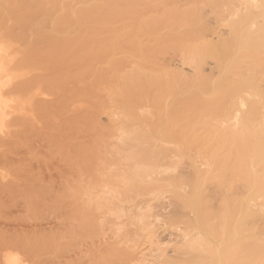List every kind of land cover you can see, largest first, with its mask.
<instances>
[{"label": "bare ground", "instance_id": "bare-ground-1", "mask_svg": "<svg viewBox=\"0 0 264 264\" xmlns=\"http://www.w3.org/2000/svg\"><path fill=\"white\" fill-rule=\"evenodd\" d=\"M95 2L0 0V264H126L129 232L115 223L108 235L94 191L100 165L112 164L104 152L121 166L103 176L126 191L173 186L185 227L178 256L155 264H264V0ZM205 6L217 10L213 28H227L216 41ZM169 48L195 78L159 65ZM100 59L111 80L94 81ZM135 103L158 116L141 118L147 129L131 126ZM152 135L195 147L202 163L192 157L189 175L165 176ZM50 219L57 229H46Z\"/></svg>", "mask_w": 264, "mask_h": 264}, {"label": "rangeland", "instance_id": "rangeland-1", "mask_svg": "<svg viewBox=\"0 0 264 264\" xmlns=\"http://www.w3.org/2000/svg\"><path fill=\"white\" fill-rule=\"evenodd\" d=\"M95 1L96 0H93L94 7L96 6ZM209 9H212V10H209ZM209 9H207L205 6L204 11L202 12V14H204L203 16L205 18V21L207 22L210 19L207 23L212 26L211 30H208L206 34L208 35V39L216 41L218 40L219 34L223 35V33L225 32L227 33V28L226 30H224V28L220 29L221 31H223V33L218 28H213L215 26L218 27V24L216 23L217 22L216 20L217 10L216 9L213 10V8L210 6H209ZM206 14H208L207 15L208 19H206L205 17ZM126 21L130 22L131 19L127 18ZM215 30L216 31L218 30L220 33L217 34ZM198 43L200 44L199 40L192 39L190 42L187 43V46H197ZM138 61L139 60L135 58L128 60L127 70L129 71H127L126 73L127 80H130L133 77H135L134 74H131L130 72H131L132 67L135 66L138 63ZM158 62L160 66H162L169 72L177 71L181 73L182 77H185L187 75L186 77L188 78H195L196 76L195 66L187 63L184 60V56L181 54V52L173 48H169V51L162 54L158 58ZM109 65L110 63L105 59L104 60L100 59L97 62L95 61L94 71L95 69L96 71L94 72V81H97L98 77H100L99 72L103 76L107 75L106 78L108 80H111V77H110L111 75L109 74V72H107L109 70V67H108ZM202 71L207 76L211 77L212 80H215L220 76L218 67L216 65V61L213 58L205 59V61L202 64ZM170 75L171 74H169V76ZM104 81L106 83L105 79ZM153 111L154 109L150 106V104L135 103V112H134L135 115L132 119H130V123H133L131 126H133L136 129L138 128L140 129V126H142L143 128V126L146 125L144 124L146 121H143L144 120L143 118L145 116H146V119H147V116L149 117V119L151 118L150 119L151 121H153L152 118L154 119V121L157 120L156 117L158 116H154L156 113H154ZM136 114L138 115L137 117H136ZM215 117L218 120L219 118L222 120V113L218 114ZM98 121L102 125H105V126L110 125V119L106 113L100 112L98 114ZM141 121H143L144 123L142 124ZM147 126L148 125H146L144 129H147L146 128ZM152 136L154 138L157 137L154 135ZM153 137L151 139H153ZM115 139L116 138H111L110 142L115 141ZM155 139L156 140H151L150 142L154 141V143L152 142L153 144L155 143L159 144L158 146L159 148L156 147L159 149V151L166 150L167 155L159 159L156 163V167H158L159 169L166 170L164 172L165 176L169 172H170L169 174L172 173L174 175L176 173L182 176L189 175L192 169L191 158L196 157L195 160L196 159L198 160L197 163H202L201 161H203L202 157L201 156L199 157L195 153L196 149L193 150L195 147H193L192 149L191 148L192 146L191 147L186 146L185 144H184L185 145L184 147L183 144L181 145L178 141L177 142L175 141L174 143V140L169 139V138H165L166 141L165 139H157V138ZM160 146L162 148H160ZM186 147H189V148H186ZM102 157L108 158V161H110L112 164L110 165V168H108L107 167L108 164L106 165L105 163L101 164L100 166L105 171L111 172V174H113V172L115 171L114 174H116V171L119 170L118 168L121 166L120 165L118 167L117 165L118 157H112L111 159L110 155H106V152L102 154ZM132 161H135V159H131V160L129 159V162H132ZM131 166L133 165L131 164ZM201 166H204V165L201 164ZM137 167L138 166H135V169H137ZM159 169L158 171H160ZM99 171H103V170H99ZM105 171L103 173L102 172L95 173L94 191L96 195L100 194L101 197L100 196L99 197L103 199L102 204L104 205V210L106 211V214L109 217L108 218V228H107L108 235L109 234L112 235L113 229L117 225L115 223H120L119 227L123 234L128 235V233L126 232H129L128 236L131 237V241H129V244L127 245L129 248H128V253L126 255V264H155V262L160 258L159 255H161V258H162V256L165 255L164 253H166L167 256L170 255L171 257L172 256L176 257L177 250L175 251L174 248L175 246L177 247L178 246L177 244L181 242L182 239L180 238V234H182L181 233L182 229L184 231L185 226H184V222H182L180 219H177L175 217L176 214L182 212V208H180L179 204L177 203V200H176L177 198L175 196L173 186L171 184H167V182L165 181H158V182H153V186H150V187L141 186L137 190H135L136 189L135 188L134 190L126 191L123 188V185L121 186L119 185V183L116 181L117 179L115 180L116 184L114 181L115 178H113V181L109 182L110 180L109 177H111L112 175L109 176V173H108L107 176L104 175L106 176L105 178L103 176V174H105ZM117 173L119 174V172ZM164 173L163 172L157 173L156 175L158 177H163ZM114 174L112 177H114ZM169 174L167 176H171ZM261 200L264 202V198H261L259 201L258 200L257 201L262 202ZM263 212H264V208H262L261 214H263ZM262 217L264 218V214L261 215L260 222L264 220ZM174 219L175 220L177 219V220L174 221ZM54 222L55 221L52 219L47 220L46 223H44V226L46 227L47 230H49L50 228H53V226L55 229H57L58 227L55 226L56 222L55 223ZM179 238H180V241H179ZM157 247L159 248L161 247V248L157 249ZM63 261L64 260H62V262Z\"/></svg>", "mask_w": 264, "mask_h": 264}]
</instances>
